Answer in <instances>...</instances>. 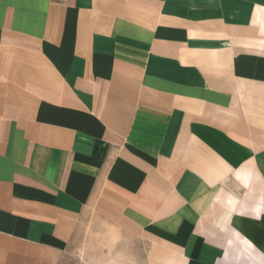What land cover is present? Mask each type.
I'll return each instance as SVG.
<instances>
[{"label":"crops","instance_id":"1","mask_svg":"<svg viewBox=\"0 0 264 264\" xmlns=\"http://www.w3.org/2000/svg\"><path fill=\"white\" fill-rule=\"evenodd\" d=\"M80 251L264 264V0H0V264Z\"/></svg>","mask_w":264,"mask_h":264},{"label":"rangeland","instance_id":"2","mask_svg":"<svg viewBox=\"0 0 264 264\" xmlns=\"http://www.w3.org/2000/svg\"><path fill=\"white\" fill-rule=\"evenodd\" d=\"M71 262V264H94L93 260L91 258H88L86 256V253L83 251H80L76 258H72ZM95 262H97L96 259Z\"/></svg>","mask_w":264,"mask_h":264}]
</instances>
